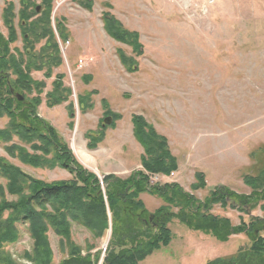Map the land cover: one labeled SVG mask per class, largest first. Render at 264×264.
Here are the masks:
<instances>
[{"label":"rangeland","instance_id":"obj_1","mask_svg":"<svg viewBox=\"0 0 264 264\" xmlns=\"http://www.w3.org/2000/svg\"><path fill=\"white\" fill-rule=\"evenodd\" d=\"M19 1L0 0V33L7 36L2 12L10 2L17 35L11 48L24 54L17 18ZM28 1L34 2L41 12L39 0ZM92 2V10L88 12L72 0L51 1V25L62 24L69 44L60 46L62 63L52 69L50 77L44 76V70L31 72L33 81L44 83L36 119L56 131L86 170L99 177L113 175L124 179L140 169L142 148L134 140L130 119L133 115L142 116L167 139L177 161L176 175L161 183H177L199 201L218 187L250 195L244 178L252 176L259 180L264 174V0ZM106 4L111 9L104 8ZM104 12L115 16L127 30L139 34L142 56L135 58L137 68L133 73L124 70L116 54L121 50L131 57V48L113 41L102 29L100 17ZM42 43L35 44L34 50ZM59 75H64L63 86L70 88L72 95L67 102L51 108L45 97ZM84 76H90L88 84L83 83ZM33 91V96H38L35 87ZM87 93L94 94L89 96L90 108L81 114L76 96ZM25 97L31 99L32 95ZM69 102L75 103L74 119L66 109ZM112 115L119 116V120L114 121ZM106 118H111L109 125L103 123ZM6 123V118L0 119V129ZM101 131L103 138L99 143L93 142L95 148H86L87 133ZM13 143L24 146L16 138ZM0 158L43 182L71 178L57 168L35 169L21 164L6 155L3 144ZM196 173L204 177V190L191 189ZM140 199L149 214L163 204L149 194ZM8 200L15 199L8 197ZM211 209V215L228 219L233 226L239 224L240 218L244 221L248 218L236 208L215 205ZM263 215L264 211L258 207L249 216ZM167 227L172 234L171 242L139 264H207L232 259L249 245L243 235H232L222 243L190 230L177 220H171ZM18 231L19 240L5 245L3 251L16 264H31L22 255L30 252L32 245L26 225H18ZM109 237L110 227L98 239L77 224L71 227V239L80 247L81 256H86V248H91V259L95 260L96 254L102 259L96 264H103ZM47 239L52 263L57 264L65 257L59 238L49 231Z\"/></svg>","mask_w":264,"mask_h":264},{"label":"trees","instance_id":"obj_2","mask_svg":"<svg viewBox=\"0 0 264 264\" xmlns=\"http://www.w3.org/2000/svg\"><path fill=\"white\" fill-rule=\"evenodd\" d=\"M51 1L39 0L42 7L39 15L34 12V2L19 1L21 8L17 18L24 54L15 47L11 48L17 40L13 5L8 2L3 8L2 20L7 36L0 33V119L6 118L7 123L0 129V144H3L6 155L25 166L50 170L59 168L71 174L72 178L43 182L0 158V180L4 181V184L0 182V264H16L3 247L19 240L18 225L22 224H27L32 242L30 252L22 255L31 264H54L47 239L49 231L59 238L61 253L65 254L57 264H96L99 255L95 253V260H92L91 248H86V256H81L80 247L71 239L73 224L83 227L96 239L104 236L110 227L103 264H139L171 242L172 234L167 227L171 220H177L190 230L202 232L218 242H227L232 235H244L248 240L249 245L232 259L208 261L207 264H264V215L260 218L249 216L258 207L264 211V174L259 180L252 176L244 178L250 195H239L218 187L203 201L175 183L150 184L144 172L168 176L177 170V161L169 150L167 139L142 116L133 115L130 119L132 135L142 148L141 169L124 179L104 176L102 190L98 178L76 161L56 131L46 122L36 119L44 83L33 81L30 73L44 70V76L48 78L52 69L62 63L51 26ZM72 1L91 12L93 0ZM104 8L111 9V6L106 4ZM29 19L32 20L29 22ZM100 20L104 33L110 39L131 48V57L121 50L116 54L124 70L133 73L137 68L135 58L142 56L138 32L124 28L109 12H104ZM55 30L61 43L67 42L68 34L60 22L55 23ZM40 42L43 43L35 51L33 46ZM63 77L59 75L53 80L52 89L45 97L48 107L67 102L71 96L70 88L63 86ZM82 79L84 84L91 81L90 76ZM34 87L38 96L26 98L25 95H32ZM11 93H18L25 99L18 101L11 98ZM92 94L76 96L81 114L90 108L88 101ZM66 108L73 119V103L69 102ZM112 117L114 121L119 120L117 115ZM15 138L24 146L13 143ZM85 138L89 140L86 148L94 149L93 142L99 143L103 133L89 132ZM195 180L191 185L192 191L204 190L203 175L196 173ZM144 193L162 200L163 204L153 214L146 211L140 200ZM8 197L15 200H8ZM215 205L236 208L248 218L246 221L240 218L239 224L233 226L228 219L210 214Z\"/></svg>","mask_w":264,"mask_h":264},{"label":"water","instance_id":"obj_3","mask_svg":"<svg viewBox=\"0 0 264 264\" xmlns=\"http://www.w3.org/2000/svg\"><path fill=\"white\" fill-rule=\"evenodd\" d=\"M39 12H40V8L37 7L36 8V13H39ZM103 123H104V125H109L111 123V118H106Z\"/></svg>","mask_w":264,"mask_h":264},{"label":"built area","instance_id":"obj_4","mask_svg":"<svg viewBox=\"0 0 264 264\" xmlns=\"http://www.w3.org/2000/svg\"><path fill=\"white\" fill-rule=\"evenodd\" d=\"M81 66V65H80ZM157 180H159V178L158 177H155L154 179H153V181H157Z\"/></svg>","mask_w":264,"mask_h":264},{"label":"flooded vegetation","instance_id":"obj_5","mask_svg":"<svg viewBox=\"0 0 264 264\" xmlns=\"http://www.w3.org/2000/svg\"><path fill=\"white\" fill-rule=\"evenodd\" d=\"M19 101H23V99L22 100H19Z\"/></svg>","mask_w":264,"mask_h":264}]
</instances>
